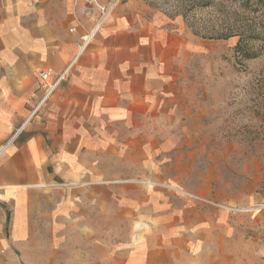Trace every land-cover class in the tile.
<instances>
[{"label": "crops", "instance_id": "0c3cea01", "mask_svg": "<svg viewBox=\"0 0 264 264\" xmlns=\"http://www.w3.org/2000/svg\"><path fill=\"white\" fill-rule=\"evenodd\" d=\"M81 5L0 0V148L39 101L40 73H58L77 55L91 26L78 15ZM186 41L160 16L120 9L104 24L68 80L0 159V264H59V222H89L95 212L120 221L137 220L141 212L144 221L181 222L168 235L172 245L147 240L129 250L125 264H264V249L248 258L221 239L208 254L200 249L210 224L217 238L231 233L227 216L203 215L193 201L170 219L153 217L149 208L155 187L175 189L154 180L164 171L171 140L161 141L151 127L175 100Z\"/></svg>", "mask_w": 264, "mask_h": 264}, {"label": "rangeland", "instance_id": "374dc122", "mask_svg": "<svg viewBox=\"0 0 264 264\" xmlns=\"http://www.w3.org/2000/svg\"><path fill=\"white\" fill-rule=\"evenodd\" d=\"M120 9L160 16L187 40L175 71V100L151 127L161 141L171 140L164 171L154 180L175 188L152 190L153 217H175L193 201L203 215L227 216L233 228L217 238L210 224L198 250L208 254L221 239L249 258L264 249V0H120L109 20ZM89 217L59 222V264H114L120 258L125 264L129 250L147 240L172 245L168 235L181 223L144 221L141 212L134 221L114 220L112 213Z\"/></svg>", "mask_w": 264, "mask_h": 264}, {"label": "built area", "instance_id": "2783aa9c", "mask_svg": "<svg viewBox=\"0 0 264 264\" xmlns=\"http://www.w3.org/2000/svg\"><path fill=\"white\" fill-rule=\"evenodd\" d=\"M79 0H76L78 2ZM83 5L78 8V15L91 20L90 28L81 36L78 43V52L75 58L60 72L53 73L51 70L42 71L40 73L42 95L34 108L31 110L27 118L18 126L12 129V132L7 141L0 148V159L4 156L7 149L21 136L29 122L39 112V110L47 103L56 93L60 85L67 81L71 70L80 57L86 50L91 41L99 33L104 24L109 21L114 10L120 3V0H82ZM2 187L0 186V199Z\"/></svg>", "mask_w": 264, "mask_h": 264}, {"label": "trees", "instance_id": "16d2710c", "mask_svg": "<svg viewBox=\"0 0 264 264\" xmlns=\"http://www.w3.org/2000/svg\"><path fill=\"white\" fill-rule=\"evenodd\" d=\"M230 36H233V34L231 33V35H228V34H226V35H218V36H216V37H212V38H228V37H230ZM241 47H242V44H241V40L239 41V43L237 44V49H241ZM241 52H244L245 53V51H241ZM246 54V53H245ZM248 54V56H252V55H250L249 53H247Z\"/></svg>", "mask_w": 264, "mask_h": 264}]
</instances>
